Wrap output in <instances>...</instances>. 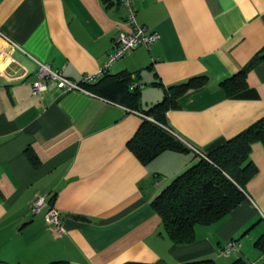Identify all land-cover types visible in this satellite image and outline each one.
Returning <instances> with one entry per match:
<instances>
[{
  "label": "crops",
  "instance_id": "obj_1",
  "mask_svg": "<svg viewBox=\"0 0 264 264\" xmlns=\"http://www.w3.org/2000/svg\"><path fill=\"white\" fill-rule=\"evenodd\" d=\"M136 8L157 43L127 53L88 93L62 94L51 82L35 94L37 62L79 84L98 73L130 31L126 10L120 0H0V31L18 46L0 38V264H264L262 144L252 147L258 173L246 200L197 226L185 246L167 237L152 203L201 156L166 151L143 165L128 147L165 89L195 78L204 85L179 99L165 125L155 122L203 155L264 118V0H139ZM245 69L247 89L229 97L222 83ZM122 73L141 86L136 109L107 89ZM41 197L46 207L33 214ZM52 207L61 235L45 220ZM231 241L239 246L227 253Z\"/></svg>",
  "mask_w": 264,
  "mask_h": 264
},
{
  "label": "trees",
  "instance_id": "obj_2",
  "mask_svg": "<svg viewBox=\"0 0 264 264\" xmlns=\"http://www.w3.org/2000/svg\"><path fill=\"white\" fill-rule=\"evenodd\" d=\"M247 75L248 69H245L222 83L229 97L243 96L247 89ZM118 78L121 81L111 84L107 89L111 88L115 94L121 92V96H126L131 107L136 109L140 89H132V75L122 73ZM204 83V78H195L185 84L165 89L164 100L145 111L144 115L165 125L166 113L178 107V101L183 95L190 90L200 88ZM82 86L86 90H92L90 84ZM102 91L98 90V92ZM257 143L264 147V118L205 154L207 159L201 157L196 165L175 178L153 201L152 207L161 218L163 230L173 244L178 246L192 244L195 241L197 226H209L222 220L246 200L244 193L246 186L258 173V167L250 158L252 147ZM128 147L143 165L149 164L166 151L190 152L185 144L160 125L148 120L144 121L137 134L128 143ZM27 156L35 167L38 166V160L32 152L27 151ZM257 247L264 252V237L257 242ZM52 264L71 263L59 261ZM185 264L216 263L206 259ZM232 264L248 263L239 259Z\"/></svg>",
  "mask_w": 264,
  "mask_h": 264
},
{
  "label": "built area",
  "instance_id": "obj_3",
  "mask_svg": "<svg viewBox=\"0 0 264 264\" xmlns=\"http://www.w3.org/2000/svg\"><path fill=\"white\" fill-rule=\"evenodd\" d=\"M139 0H120L122 6L126 10V22L130 28L128 33L122 34L118 37L117 50L109 56V59L105 66L96 74L88 75L85 77L83 84H79L69 80L64 77L60 72L53 71L51 67L47 64L37 62L38 64V73L36 80L32 84V90L35 94H41L47 90L49 83H56L58 89L62 94H67L73 91H80L83 93H88V91L82 86L87 84L95 83L98 79L106 75L110 67L118 60L125 57L127 53L133 51L141 46L151 48L152 45L157 43L160 39L159 34L156 32L149 31L145 26H141L137 18V8L136 4ZM0 38L10 43L12 46L18 48V46L9 39L4 33L0 31ZM141 89V86L138 84H133L132 89ZM144 119L156 123L151 117L145 115L142 116ZM164 130L169 132L188 148L199 154L204 159H207L196 147L185 141L179 134H177L173 129L160 125ZM44 207H46L45 198H38L33 203L31 211L33 214L39 213ZM46 222L59 234H63L65 229L62 225L61 213L56 208H50L47 214L45 215ZM239 246V243L236 241H231L227 244L226 252L231 253L235 248Z\"/></svg>",
  "mask_w": 264,
  "mask_h": 264
}]
</instances>
